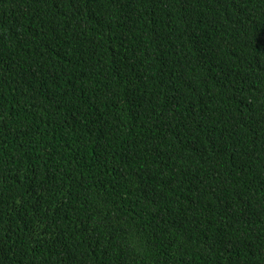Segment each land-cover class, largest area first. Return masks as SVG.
Segmentation results:
<instances>
[{
    "label": "trees",
    "instance_id": "1",
    "mask_svg": "<svg viewBox=\"0 0 264 264\" xmlns=\"http://www.w3.org/2000/svg\"><path fill=\"white\" fill-rule=\"evenodd\" d=\"M0 264H264V0H0Z\"/></svg>",
    "mask_w": 264,
    "mask_h": 264
}]
</instances>
